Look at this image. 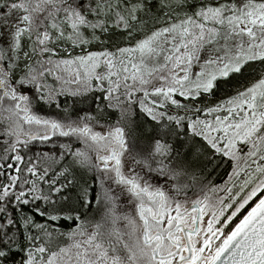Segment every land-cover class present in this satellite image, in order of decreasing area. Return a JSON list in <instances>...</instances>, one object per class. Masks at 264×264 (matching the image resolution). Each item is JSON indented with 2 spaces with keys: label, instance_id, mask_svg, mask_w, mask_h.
<instances>
[{
  "label": "snow or ice",
  "instance_id": "obj_1",
  "mask_svg": "<svg viewBox=\"0 0 264 264\" xmlns=\"http://www.w3.org/2000/svg\"><path fill=\"white\" fill-rule=\"evenodd\" d=\"M0 264H264V0H0Z\"/></svg>",
  "mask_w": 264,
  "mask_h": 264
}]
</instances>
